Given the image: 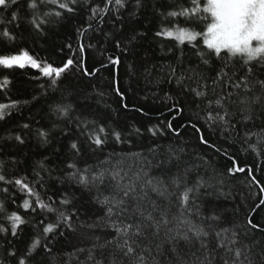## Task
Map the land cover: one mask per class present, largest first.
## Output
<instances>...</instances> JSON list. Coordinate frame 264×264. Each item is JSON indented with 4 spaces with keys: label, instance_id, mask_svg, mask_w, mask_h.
<instances>
[{
    "label": "snow or ice",
    "instance_id": "6c2138e0",
    "mask_svg": "<svg viewBox=\"0 0 264 264\" xmlns=\"http://www.w3.org/2000/svg\"><path fill=\"white\" fill-rule=\"evenodd\" d=\"M10 9L7 20L0 15V48L5 49L0 51L4 98L0 122L42 100L52 119L50 126L37 121L33 127L31 116L15 124L18 131L0 136V153L5 141L22 146L32 137L47 146L63 136L68 142L60 164L49 166L45 155L29 164L31 176L17 170L26 161L0 157V264H71L81 254H86V264H104L105 250H110L109 264H117L118 259L119 264H264V241L255 238L264 227L253 221V215L264 208V185L252 166H241L226 148L205 137V130L219 133L227 143H240L242 151L264 157V0H0V11ZM81 11L86 16L75 28L76 46L61 47V52L66 47L71 54L59 65L19 43L25 39L17 31L21 20L32 36L43 39ZM148 14L157 26L152 38L162 54L173 59L146 63L144 74L153 76L155 71L157 85L175 87L176 93L167 91L162 97L168 111L189 112V126L199 143L231 161L226 172L218 171L213 160L202 154H189L183 144L113 151L94 165L80 166L85 150L102 153L110 141L130 144L131 137H140L145 130L134 124L130 130L121 129L83 115L74 94L61 86L63 78L73 70L92 77L108 64L114 68L121 64V56L109 55L108 64L89 71L86 51L96 47L90 42L94 38L111 41L119 52L134 55L149 36V30L138 29L135 22ZM105 23L110 29L105 30ZM25 68L39 73L31 79H45L46 84H40L41 93L30 99H12L10 76ZM128 68L134 75L133 65ZM113 85L127 110L118 81ZM162 124L151 125L146 132L152 137L180 136L171 121ZM238 173H247L249 185L259 188L242 223L226 216L222 207L224 201L236 199L226 177ZM56 186L61 189L58 196L52 191ZM75 190L100 209L91 223L80 221ZM238 211L239 205L234 209ZM22 226L31 227L33 235L18 247L15 241L22 238ZM78 228L88 229L83 237L87 247L54 251L57 237L65 235L62 229L77 233ZM96 229L111 235L98 236Z\"/></svg>",
    "mask_w": 264,
    "mask_h": 264
},
{
    "label": "trees",
    "instance_id": "16d2710c",
    "mask_svg": "<svg viewBox=\"0 0 264 264\" xmlns=\"http://www.w3.org/2000/svg\"><path fill=\"white\" fill-rule=\"evenodd\" d=\"M11 10L0 11V15L7 20L10 18ZM21 15H24L23 11ZM85 16V12H79L75 17L55 27L43 39L32 36L28 25L21 20V27L17 31L22 33L25 39L19 43L27 47L32 54L41 58H47L49 62H54L56 65H59L63 59L71 54L66 47L61 52V47L66 43H72L74 47L76 46L77 38L75 28L84 22ZM8 26L13 27L11 25ZM135 26L141 30L148 29L149 36L137 45V50L134 55L119 52V50L115 49L111 41L106 42L102 38H94L90 42L95 44L96 47L86 51V66L89 71L93 68L100 67L101 64H108L107 56L109 55L121 56V64L115 68L111 64H108L107 67L101 68L92 77H85L80 72L73 70L66 74L61 86L67 88L74 94V98L79 101L78 108L80 112L88 118L95 117L101 121L111 123L114 127L128 130L134 124L142 130H145L144 135L131 137L130 144H115L110 141L104 147L102 153L93 154L85 150L84 154L79 158L80 166L83 167L85 164L94 165L97 163V158L102 160L108 153L113 151L138 152L146 150L150 145L159 144L167 147L169 145L183 144L189 154L193 156L195 154H202L213 160V164L218 171L226 172L227 168L231 166V161L224 155L215 153L212 148L199 143L198 135L189 126V112L186 111L183 115H177L175 112L168 111V105L162 97L167 91L176 93L177 90L175 87L167 83L157 85L154 79L155 71L153 72V76L146 77L144 74L146 63L162 64L173 59L171 55L162 54L159 43L152 38L151 33L157 27L155 21L148 14L136 21ZM104 27L105 30H108L111 25L105 23ZM89 35L99 37L100 34L90 33ZM165 43L172 44L174 42L166 41ZM3 50L5 49L0 48V51ZM101 52L104 55H101ZM129 64L133 65L132 71L135 73L134 75L129 71ZM35 75H39V73L30 68L15 70L10 76L13 81L9 93L11 98L30 99L33 94L39 95L42 91L39 85L42 83L46 84V80L31 79ZM114 80L118 81L121 91L126 96L125 102L129 105L127 110L122 107L120 97L113 90ZM99 93H103V95ZM0 102H4L2 95H0ZM135 109H143V113ZM29 116L33 118V127L37 126V121L40 125L50 126V119L52 118L47 115L46 105L42 100L38 104L25 106L21 114H14L5 122H0V136L6 135L8 130L18 131V129L14 128V125L26 121V118ZM173 117L176 118L173 119ZM168 121H171L173 127L180 132L179 137L171 133H167L164 136L152 137L151 134L146 132L149 126L154 124H161L163 126L162 122L166 123ZM200 127L203 129V124H200ZM239 127L237 125L238 129ZM205 137L212 144L226 148L229 155L235 157L241 166H252L255 170V176L264 185V157L257 159L251 152L242 151L240 143H227L220 137L219 133L213 134L205 130ZM67 142L68 138L63 136L53 139L52 143L47 146L39 145L36 139L32 137L22 146H18L12 141H5L2 145L3 153H0V157L5 160L9 157H15L17 160L26 161L27 163L19 164L17 170L31 176L29 164L42 159L45 155L49 157V166L60 164L67 153ZM56 148H60L61 151L57 153L55 151ZM226 180L229 182V188L236 195V199L224 201L222 207L227 210L225 213L226 216L242 223L249 214L252 194L258 193L259 188L255 185H249L247 173H238L235 177H226ZM52 191L58 196L61 189L59 186H56ZM75 191L79 197L75 201V204L80 212V221L91 223L97 215L101 214L100 209L86 195H80L79 190ZM245 200L248 202L247 206L241 204V201ZM18 202H20L19 199ZM238 205L239 211L234 212V209ZM9 208H14V206L9 205ZM21 214H24L22 209ZM253 221L264 227V208L258 210L253 215ZM22 227L24 228L22 238L15 241L18 247H23L28 242L30 236L33 235L31 227ZM62 230L65 235L63 237H57L58 242L54 247V251L62 249L67 252L73 251L75 247H87V241L83 237L88 234V229L78 228L77 233H72L67 229ZM95 234L98 236L111 235L110 232L105 233L101 229H96ZM255 238L264 241V233L255 232ZM109 251L105 250L103 253L104 264H109V261L112 259ZM100 255V252L97 251L98 258ZM85 257L86 254H81L78 260L73 259L71 264H80V262L85 261ZM117 264H119V259L117 260Z\"/></svg>",
    "mask_w": 264,
    "mask_h": 264
}]
</instances>
